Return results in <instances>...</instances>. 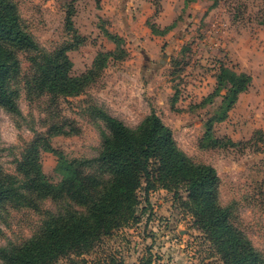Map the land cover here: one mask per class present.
Segmentation results:
<instances>
[{
  "label": "rangeland",
  "instance_id": "1",
  "mask_svg": "<svg viewBox=\"0 0 264 264\" xmlns=\"http://www.w3.org/2000/svg\"><path fill=\"white\" fill-rule=\"evenodd\" d=\"M27 30L39 44L53 51L73 35L66 27L71 0H14ZM264 0H77L74 22L85 42L69 52L73 74L87 71L100 51H114L115 43L103 27L119 34L128 55L111 57L97 80L82 94L56 98L28 88L33 69L30 52L19 57L21 114L0 110V165L17 174L25 149L51 127L68 134L54 136L52 144L70 158L99 155L104 122L98 108L130 127H136L154 109L173 130L175 139L195 162L213 165L221 178L220 203L229 206L232 220L264 255ZM175 26L165 35L152 26ZM221 65L253 77L228 118L217 123L216 136L236 144L204 149L201 140L207 118L222 97L203 105L216 87ZM177 93V102L174 98ZM53 128V129H54ZM49 179L58 182L57 157L42 152ZM141 221L116 230L82 255L61 257L55 264H224L208 235L181 197L158 187L146 201L138 192ZM70 201L39 199L38 206H9L0 218V247L18 245L40 231L44 219L63 211ZM79 208V206H77ZM1 264V259H0Z\"/></svg>",
  "mask_w": 264,
  "mask_h": 264
},
{
  "label": "trees",
  "instance_id": "2",
  "mask_svg": "<svg viewBox=\"0 0 264 264\" xmlns=\"http://www.w3.org/2000/svg\"><path fill=\"white\" fill-rule=\"evenodd\" d=\"M95 1L100 7L102 0ZM76 2L71 0L67 6L66 27L73 35L72 41L48 51L24 26L17 3L0 0V110L21 114L17 83L22 72L19 55L23 51L31 53L33 73L28 88L37 95L49 93L56 98L82 94L101 75L111 57L120 60L128 55L123 38L103 27L107 38L115 43V50L98 52L87 71L73 74L69 52L85 42L74 22ZM217 2L214 0V5ZM260 23L264 26V13ZM174 26L175 23L160 29L153 25L152 31L165 35ZM252 81L247 72L220 66L216 87L202 102L213 104L222 97L217 110L206 120L202 148L236 144L232 139L216 136L215 128L228 118ZM173 101L177 102V93ZM98 117L107 131L102 134V147L95 158H70L51 141L68 132L51 127L48 135H37L27 146L18 161L17 174L6 172L0 165V218L9 206L36 208L39 199L46 198L70 201L63 211L50 212L40 231L31 238L18 245L0 247L1 264H55L72 253L89 252L116 230L139 223V190H144L149 201L150 193L158 187L174 192L176 198H182L181 189L187 192V208L224 264H264V255L234 224L231 208L220 203L221 178L217 169L195 162L181 149L173 130L154 109L136 127L102 108H98ZM42 152L57 157L58 182L51 181L45 173ZM141 264L151 263L142 259Z\"/></svg>",
  "mask_w": 264,
  "mask_h": 264
}]
</instances>
